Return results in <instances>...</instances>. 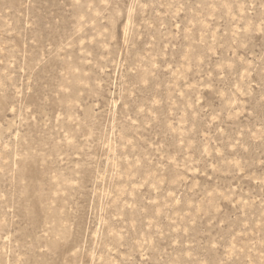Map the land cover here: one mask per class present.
<instances>
[{
	"label": "rangeland",
	"instance_id": "1",
	"mask_svg": "<svg viewBox=\"0 0 264 264\" xmlns=\"http://www.w3.org/2000/svg\"><path fill=\"white\" fill-rule=\"evenodd\" d=\"M0 264H264V0H0Z\"/></svg>",
	"mask_w": 264,
	"mask_h": 264
}]
</instances>
